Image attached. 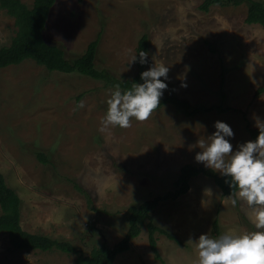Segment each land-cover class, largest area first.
I'll return each mask as SVG.
<instances>
[{"label":"rangeland","instance_id":"1","mask_svg":"<svg viewBox=\"0 0 264 264\" xmlns=\"http://www.w3.org/2000/svg\"><path fill=\"white\" fill-rule=\"evenodd\" d=\"M200 2L56 0L50 8L48 42L71 60L98 38L96 66L124 78L136 73L131 58L140 36L148 35L146 70L169 67L160 99H176L145 122L133 118L129 128L100 130L113 89L101 80L28 58L0 69V172L21 199L24 230L68 241L84 254L102 242L111 246L126 233L131 205L174 189L183 164L206 167L195 160L197 142L216 131L215 122L232 129L226 139L233 151L255 141L248 127L264 122V27L245 22L247 2L209 11L200 10ZM15 30L0 7V45ZM184 102L199 109L186 114ZM233 198L208 175L193 176L186 192L151 211L152 222L176 238L154 233L159 258L144 225L113 264H196L194 241L202 234L218 238L214 218L221 235L256 230L247 204L233 206ZM77 254L16 249L0 232V264H75Z\"/></svg>","mask_w":264,"mask_h":264},{"label":"trees","instance_id":"2","mask_svg":"<svg viewBox=\"0 0 264 264\" xmlns=\"http://www.w3.org/2000/svg\"><path fill=\"white\" fill-rule=\"evenodd\" d=\"M56 0H33L31 5L21 0H0V7L5 9L7 14L13 17L16 27L15 33L8 44L0 45V69L7 65L18 64L25 59H33L38 64L43 65L49 70L61 72H79L88 75L94 79L101 80L107 87L114 89L119 84L121 90H128L133 83H143L140 79L141 73L146 71V63L139 62V52L149 51V37L143 33L138 39L135 61L136 73L132 77H121L107 68L97 67L95 57L97 51L98 38L92 40L87 45L84 52L79 56L68 59L61 47L55 43L48 42L44 36V30L47 23L50 8ZM247 2V12L244 18L246 23H258L264 27V2L262 0H201L198 7L202 11L209 9L216 4L239 5ZM176 99L165 97L160 99V105L168 100ZM185 104L186 114L197 111L198 107H191L187 102ZM221 109V106H216ZM248 131L253 138L259 135V129L248 127ZM39 160L47 162L46 154L37 151ZM205 174L213 178L220 187L223 194H234L230 177L214 171L204 166H196L191 163L183 164L179 169V174L175 180V188L166 191L164 194L143 200L137 205H131L128 210V228L123 237L113 245L102 242L99 246H94L88 254L78 252L75 245L68 241L50 237L42 233L30 232L24 230L20 223L21 199L14 188L9 186L4 175L0 172V232L8 235L10 244L16 249H40L49 250L58 248L67 252H77L75 264H113L116 255L130 247V241L136 237L141 227L146 225L148 230L149 247L153 250L155 256L159 258V252L156 245V231L164 232L171 238L174 235L167 230L156 225L152 221L151 211L163 199L176 198L186 192L190 179L199 174ZM213 232L220 236L218 220L213 219Z\"/></svg>","mask_w":264,"mask_h":264},{"label":"clouds","instance_id":"3","mask_svg":"<svg viewBox=\"0 0 264 264\" xmlns=\"http://www.w3.org/2000/svg\"><path fill=\"white\" fill-rule=\"evenodd\" d=\"M147 57V52H139L141 64L147 63ZM136 59L137 55L132 56L131 63ZM168 72L169 67L164 64H153L141 73L143 83H133L128 90H121L119 84L109 89L107 111L101 119L100 130L129 128L133 118L138 122L147 121L159 107L163 91L168 87L161 80V77L168 79ZM83 106L81 103L80 107ZM257 127L259 135L255 141L241 144L236 151L226 139L234 135L232 129L220 121L215 122L216 131L211 136L197 142L200 151L195 160L230 177V186L236 190L231 203L235 206L240 200L247 204L249 220L256 230L228 231L218 238L200 235L194 241L196 264H264V122Z\"/></svg>","mask_w":264,"mask_h":264}]
</instances>
